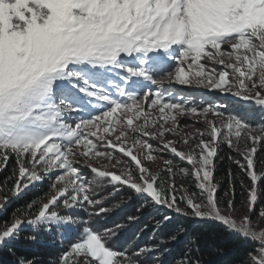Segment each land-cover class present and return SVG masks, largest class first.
Here are the masks:
<instances>
[{"label": "snow or ice", "instance_id": "snow-or-ice-1", "mask_svg": "<svg viewBox=\"0 0 264 264\" xmlns=\"http://www.w3.org/2000/svg\"><path fill=\"white\" fill-rule=\"evenodd\" d=\"M172 85L218 90L237 110ZM186 118L194 131L183 133ZM225 147L239 172L229 167L218 180ZM262 152L264 0H0V172L14 161L0 182V213L49 180L47 199L0 219V248L27 225L25 240L53 230L70 240L52 264H143L159 245L110 246L139 216L92 228L137 200L220 225L251 245L239 264H264ZM122 190L127 197L115 200ZM198 252L192 239L174 264H204Z\"/></svg>", "mask_w": 264, "mask_h": 264}, {"label": "trees", "instance_id": "trees-1", "mask_svg": "<svg viewBox=\"0 0 264 264\" xmlns=\"http://www.w3.org/2000/svg\"><path fill=\"white\" fill-rule=\"evenodd\" d=\"M226 102L236 107V104L227 99ZM258 122V121H253ZM228 149L225 147L221 153L224 157L217 161L215 176L218 180L225 178L226 173L231 167L233 172H239L235 165H231L226 159ZM259 157L264 159V152L259 153ZM14 161L9 162V167L0 172V182H2L11 172ZM86 176L90 173L84 172ZM46 178L41 183H36L25 190L19 199L13 200L8 204L6 210L0 213V219H6L14 208L27 204L29 201L43 197L48 189ZM181 181L178 179L177 183ZM187 183H191L187 181ZM226 187V183L223 184ZM110 190V189H109ZM239 184L237 183V206L239 207L240 195ZM128 193L121 191L115 197V200L127 197ZM137 200L126 203L121 209L107 216L101 215L92 223L94 230L114 228L117 224L125 223L128 215H137L140 217L135 225H129L121 230L119 234L110 242V246L115 250L129 249L133 251L145 245H159L158 251L142 257L143 264H174V261L185 252L188 242L195 239L199 255L204 260V264H239L244 258L245 253L251 247L238 237L226 232L220 225L211 223H198L184 217L177 216L167 208L142 209ZM139 209V211H138ZM82 211H75L73 215L81 216ZM168 215L171 219L163 222V217ZM85 216V213H84ZM157 221L162 223L157 226ZM183 229V231H179ZM32 232L28 226H23L20 232V239L13 240L8 246L0 248V264H16V259L23 256L27 259H35L39 264H52L58 255L67 248L70 240L64 239L61 242L60 237L55 230L51 234H41L35 242L25 240L23 237ZM178 234V239L172 242L167 241L168 237ZM158 258V259H157Z\"/></svg>", "mask_w": 264, "mask_h": 264}, {"label": "rangeland", "instance_id": "rangeland-1", "mask_svg": "<svg viewBox=\"0 0 264 264\" xmlns=\"http://www.w3.org/2000/svg\"><path fill=\"white\" fill-rule=\"evenodd\" d=\"M174 91L177 93V94H182L184 96H191V95H194V96H197V97H204L205 99H208V100H212L218 104H221L223 105V111L225 112H236V107L233 105L232 107L230 106V104L228 102H226V100L224 99H227L229 100L230 102H233L235 103L236 101V98L231 96V95H228V94H220L218 92V90H213V91H209L208 89H193V88H188V87H185V86H180V85H172ZM195 118H186V119H181V124H188L189 127H186V128H183L182 129V132L183 133H188V132H192L194 131V127H193V121H194ZM197 126H200L202 127V124L201 125H197ZM172 137H169V139H171ZM153 143H155L153 141ZM164 158L165 159H174V157L171 156V154L169 153H164ZM177 166L178 167H185L187 166L186 164H184L183 162H180L178 159H177ZM153 168L155 166H152ZM84 172H88L86 169L84 170ZM191 178H189L188 181H190ZM47 183V186H48V189L45 193H48L49 192V180L46 181ZM45 199H47V197L43 196ZM60 211H63V209H59ZM245 210L243 208H240V213L242 214ZM81 216L85 217L84 216V213H81ZM79 217V216H78ZM24 226H27V225H24Z\"/></svg>", "mask_w": 264, "mask_h": 264}]
</instances>
